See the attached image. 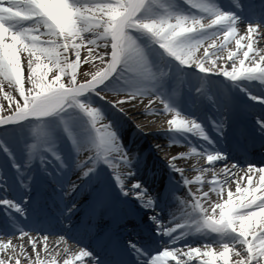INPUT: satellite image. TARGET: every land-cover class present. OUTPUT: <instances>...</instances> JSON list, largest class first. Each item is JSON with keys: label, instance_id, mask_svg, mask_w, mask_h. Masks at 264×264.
<instances>
[{"label": "snow or ice", "instance_id": "6c2138e0", "mask_svg": "<svg viewBox=\"0 0 264 264\" xmlns=\"http://www.w3.org/2000/svg\"><path fill=\"white\" fill-rule=\"evenodd\" d=\"M262 29L264 0H0V234L28 236L20 219L54 205L64 220L81 213L68 231L83 225L93 240L91 250L65 248L63 264H264V164L229 169L221 145L231 135L264 154ZM138 104L170 117L159 133L169 147L189 146L163 169L159 145L127 139L129 127L146 135L129 123L126 105ZM192 158L189 178L176 161ZM0 254V264H21L24 249L0 240Z\"/></svg>", "mask_w": 264, "mask_h": 264}, {"label": "bare ground", "instance_id": "6f19581e", "mask_svg": "<svg viewBox=\"0 0 264 264\" xmlns=\"http://www.w3.org/2000/svg\"><path fill=\"white\" fill-rule=\"evenodd\" d=\"M239 31L241 35L244 34V32L246 31L245 25H240ZM261 31L264 32V29H262ZM256 47L258 49L264 48V39L258 38V43L256 44ZM229 48H231L232 50H235L236 45L234 41L231 44H229ZM202 51L203 49H201V53ZM220 55L226 56L227 51H225L224 53H221ZM219 63L221 65H224L226 61L221 60L219 61ZM227 63L230 66V62H227ZM84 66L88 68L87 71L92 70L90 66L82 65L81 73L85 72ZM80 78L84 79V76L80 75L79 79ZM219 79H223V77H220ZM5 91L11 92L12 90L8 87H5ZM12 94L15 95L16 93L13 92ZM114 98L118 99V97H114ZM17 99H19V97H17ZM144 103L145 104L147 103V99H145ZM7 104H8L7 99L3 96V93H0V105H4V107L7 108ZM126 107L129 108V115L131 117L130 122H129L130 125L137 121H141V126L142 127L144 126L147 131V132L143 131L144 133H146V136L145 135L140 136V135L135 134L134 128L129 127L127 129V139L129 141L135 140L137 145L142 150H147L150 145H159L160 150L156 151L155 149H153V152L155 156L160 157V161L158 163L161 169H163L162 161L167 160L168 157L172 155H176L179 152L189 150L188 145L169 147L168 146L169 141L163 136L159 135V133L162 130L167 128L166 121L170 118L168 115H156V116L142 115L141 113L144 111L143 104H138L136 108H131L130 106H127V105ZM154 107L159 109L162 106H160L157 103L154 105ZM205 113H206L207 118L204 120V123L208 125L210 135L215 137L216 133L214 130L211 129V120L215 118L214 109H212L211 107H208L205 109ZM158 124H160L161 127L163 128H160V127L156 128ZM193 143H196L195 139L193 140ZM200 143L203 144V141H200ZM236 143L237 145H241V142L231 135L227 139H221V145L224 147L226 153L229 156V159L227 161V166L229 167V169H231V166L233 165V162L230 160V158L235 159L237 161V164L240 165V168L245 171H246L248 163H255L258 167L264 164V157L261 155V152L258 148H256L255 150L249 148L247 151H245L244 149H238V150H244V151H237L235 150L237 148ZM255 152L259 154V157L255 156ZM176 163L178 166L183 167L185 169V175L188 176L189 178H192L197 174L196 172L190 170L192 165L196 163L195 158H192L189 160H177ZM200 165L206 166V162L204 160H201ZM224 167H225V164L220 163V162H217L215 165V169L218 173H220L221 169H223ZM235 171L237 172V179L239 178V176L243 175L242 171L238 169ZM164 172H165V177H166L167 170L164 169ZM211 178H212L211 173L206 174V179L211 180ZM221 178H223L222 173H221ZM73 179H75V177H73ZM241 183L243 186L244 184H246V180L242 181ZM229 186L231 187L233 191H235L236 184L234 181L231 182ZM155 187L158 188L159 185L157 184ZM191 187L193 191H196L199 186L192 185ZM183 192L185 191L182 190V193ZM49 209L47 210L46 214L43 217H41L38 221L25 220L24 218L20 219V222L18 223L17 227H22L25 232L29 233L28 236L21 238L19 232H16L14 235H6V234L0 235V240L4 242H7L9 239L12 240V245L15 246L17 253L20 252L21 247L24 249V254H21L18 257L21 261V264H29V260L26 257H31L32 261H35L36 252L40 253L41 259H50L51 256H56L58 264H60L61 260L68 258V254L64 252L65 248L69 249V253H78L76 250H74L75 246L71 245L70 239L73 235H75L78 240L80 239L82 240L83 237L87 239L92 238L91 235L87 234L83 225H81L79 231H76V232L68 231L69 225L76 223L80 219V216L82 215L81 213H78L76 216L72 218V220L69 221V220H64L58 216V209L56 206L53 205ZM157 211H159V209ZM170 211H176V208L166 209L165 210L166 218L168 216V212ZM142 214L145 215V213H142ZM146 215H152V213L148 212L146 213ZM3 220H4V209L0 207V224H2ZM165 222H167V219ZM148 224H150V222H148L145 225V227H147ZM58 230L63 231L61 232L62 234L57 233ZM83 234H86L87 236ZM120 234H121V238L124 240L132 239L133 241H135L136 239L135 236H129L126 232H123V229L120 230ZM44 236L48 237L47 249H45V241L43 240ZM61 236H64L66 238L65 242H60ZM33 240H35L36 242L35 250L33 249L32 243H31ZM57 253H59V255H57ZM8 254L10 255L11 253L9 252ZM3 258L7 259V255H4ZM233 259H236V257H233ZM85 264H89V262L85 261Z\"/></svg>", "mask_w": 264, "mask_h": 264}, {"label": "rangeland", "instance_id": "374dc122", "mask_svg": "<svg viewBox=\"0 0 264 264\" xmlns=\"http://www.w3.org/2000/svg\"><path fill=\"white\" fill-rule=\"evenodd\" d=\"M84 55V53L82 52V56ZM84 70L85 71H87L88 70V68L86 67V66H84ZM81 79V78H80ZM8 92H10V91H8ZM15 95H17V94H15ZM17 97H18V95H17ZM109 98V97H108ZM110 99V98H109ZM135 124H137V125H139L144 131H146V128L143 126H141V121H137V122H135ZM158 127H160V128H163V127H161V125L160 124H158V126H156V128H158ZM165 152V151H164ZM78 249L76 248V251H77ZM79 252V251H78Z\"/></svg>", "mask_w": 264, "mask_h": 264}]
</instances>
